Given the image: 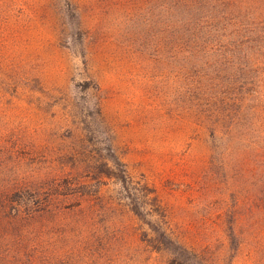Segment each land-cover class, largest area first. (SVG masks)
Segmentation results:
<instances>
[{
	"label": "rangeland",
	"instance_id": "1",
	"mask_svg": "<svg viewBox=\"0 0 264 264\" xmlns=\"http://www.w3.org/2000/svg\"><path fill=\"white\" fill-rule=\"evenodd\" d=\"M0 264H264V0H0Z\"/></svg>",
	"mask_w": 264,
	"mask_h": 264
}]
</instances>
